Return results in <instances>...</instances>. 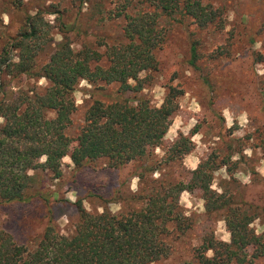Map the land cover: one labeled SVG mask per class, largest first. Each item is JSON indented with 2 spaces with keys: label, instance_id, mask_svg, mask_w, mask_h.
Returning a JSON list of instances; mask_svg holds the SVG:
<instances>
[{
  "label": "trees",
  "instance_id": "obj_1",
  "mask_svg": "<svg viewBox=\"0 0 264 264\" xmlns=\"http://www.w3.org/2000/svg\"><path fill=\"white\" fill-rule=\"evenodd\" d=\"M116 3L108 15L122 17L120 34L110 43L93 42L103 50L86 42L74 48L64 35L74 25L64 21L58 25L60 38L48 36L50 23L42 19L46 9L25 13L17 30L0 42V203L32 198L47 202L40 189H34L36 173L45 170L58 177L65 155L76 167L103 160L106 168L119 169L140 160L135 173L140 188L123 197L117 212L105 207L101 212L90 211L77 199L73 231L63 233L49 219L32 247L0 228V264H154L169 257L172 242L192 228V219L181 211L179 198L182 192L194 190L207 214L222 212L228 237L220 239L213 231L204 232L191 248V257L180 264H245L263 259L264 231L256 233L250 226L257 215L251 204L238 203L232 192L211 187L218 166L215 158H204L193 169H186L182 158L193 142L189 135L179 134L160 158L152 159L183 90L168 84L159 105L140 93L153 81L160 64L157 51L167 36V28L158 18L171 14L191 17L201 28L210 25L221 30L222 8L202 0ZM136 5L140 7L129 11ZM195 42H191L189 62L196 65L200 53ZM49 43L54 47L39 65L38 56ZM229 52L226 45L219 44L209 56ZM261 54L256 53L257 59ZM24 75L43 77L45 86L41 90L18 87L10 94L9 80ZM80 79L99 87L115 83L117 96L109 101L92 98L83 107L76 133L69 134L66 128L75 108L72 92ZM128 91L133 93L132 101L123 96ZM154 172L158 175H152Z\"/></svg>",
  "mask_w": 264,
  "mask_h": 264
},
{
  "label": "rangeland",
  "instance_id": "obj_2",
  "mask_svg": "<svg viewBox=\"0 0 264 264\" xmlns=\"http://www.w3.org/2000/svg\"><path fill=\"white\" fill-rule=\"evenodd\" d=\"M0 0V42L6 34L14 33L22 24L25 13L34 14L46 9L42 19L50 23L48 36L61 37L58 25L73 24L65 31L74 48L82 42L110 43L120 34L122 17H110L116 0ZM136 0H132V4ZM18 2V1H16ZM222 8L224 26L216 30L208 25L199 27L190 18L161 15L158 22L167 28L164 45L157 51L159 68L153 81L140 91L152 104L163 100L167 85L183 90L177 98V109L160 146L152 159L160 158L165 148L179 134L189 135L193 144L182 158L186 169H193L204 158H215L218 166L211 178V187L233 193L238 203L248 202L256 218L250 224L256 233L264 231V0H202ZM140 7H129V11ZM59 8L60 11L53 9ZM98 39V40H97ZM197 40L200 56L195 64L189 62L191 42ZM226 45L230 52L217 58L209 56L218 45ZM54 45L49 43L38 56L43 64ZM262 53L260 60L256 53ZM45 79L29 76L9 80L10 94L18 87L43 89ZM34 85V86H33ZM117 84L101 87L80 79L73 90L75 108L66 131L76 133L82 110L92 98L113 100ZM139 94V93H138ZM129 101L133 93L125 92ZM44 157L41 158L43 160ZM148 160V159H147ZM139 161H129L119 169L106 168L103 160H94L76 167L69 155L62 158V174L54 178L50 172L38 170L34 189L48 198L0 203V228L14 239L32 247L45 226L51 223L63 233H70L78 219L77 199L90 210L101 212L104 207L117 212L125 196L140 188L136 171ZM158 175V172L152 173ZM142 186V185H141ZM33 189V190H34ZM123 198V199H122ZM181 211L192 219V228L172 242L171 253L154 264H180L191 257V248L200 242L204 232L213 231L226 239L228 230L221 211L206 213L197 191L180 194ZM210 253L209 250L206 251ZM264 264L263 259L252 263Z\"/></svg>",
  "mask_w": 264,
  "mask_h": 264
}]
</instances>
